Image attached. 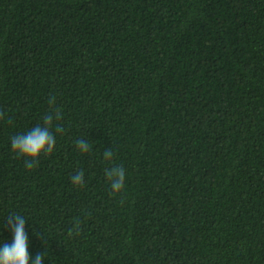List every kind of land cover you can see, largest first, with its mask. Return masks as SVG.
Here are the masks:
<instances>
[{
  "label": "trees",
  "instance_id": "obj_1",
  "mask_svg": "<svg viewBox=\"0 0 264 264\" xmlns=\"http://www.w3.org/2000/svg\"><path fill=\"white\" fill-rule=\"evenodd\" d=\"M16 215L29 264H264V0H0V246Z\"/></svg>",
  "mask_w": 264,
  "mask_h": 264
},
{
  "label": "clouds",
  "instance_id": "obj_2",
  "mask_svg": "<svg viewBox=\"0 0 264 264\" xmlns=\"http://www.w3.org/2000/svg\"><path fill=\"white\" fill-rule=\"evenodd\" d=\"M60 113L57 111L55 116L48 114L44 117L43 127L37 124L30 132L18 135L11 140V149L19 156L26 159V166L32 168L33 161L42 153H51L55 146V137L50 131L53 120L59 119ZM57 131L59 128L57 127ZM77 148L81 152H87L89 145L87 141H77ZM105 160L112 156L111 151H105ZM83 172L81 171L76 176L72 177L74 184H80L83 179ZM107 179L111 182V189L118 193L124 186L125 170L123 167L116 166L112 168L110 174H106ZM15 223L11 224V231L13 232V242L9 245L4 243L0 246V264H29L30 255L28 252V238L25 233V219L20 216H12ZM43 255L37 254L32 264H42Z\"/></svg>",
  "mask_w": 264,
  "mask_h": 264
}]
</instances>
